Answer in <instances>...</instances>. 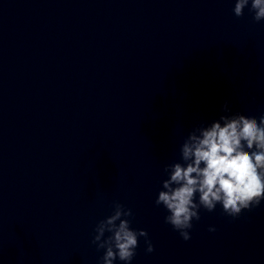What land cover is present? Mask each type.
<instances>
[{
	"label": "clouds",
	"instance_id": "9594fccd",
	"mask_svg": "<svg viewBox=\"0 0 264 264\" xmlns=\"http://www.w3.org/2000/svg\"><path fill=\"white\" fill-rule=\"evenodd\" d=\"M249 3L236 0L234 15L243 16ZM249 11L254 21L264 20V0H251ZM222 110L229 112L228 102ZM163 173L167 178L161 181L155 205L167 211L164 222L185 241L191 238L193 221L201 219L200 209L213 212L220 205L224 214L237 218L259 207L264 201V115H221L210 124L194 126L180 147V162L165 165ZM132 215L117 201L112 214L97 222L91 242L104 250L102 264L117 259L131 264L141 237L147 253L155 250L146 230L131 227ZM208 230L216 231L211 226Z\"/></svg>",
	"mask_w": 264,
	"mask_h": 264
}]
</instances>
